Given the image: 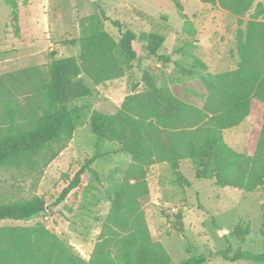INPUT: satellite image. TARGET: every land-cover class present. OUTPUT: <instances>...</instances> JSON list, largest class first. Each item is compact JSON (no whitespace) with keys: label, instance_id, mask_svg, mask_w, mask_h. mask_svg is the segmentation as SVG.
Instances as JSON below:
<instances>
[{"label":"trees","instance_id":"trees-1","mask_svg":"<svg viewBox=\"0 0 264 264\" xmlns=\"http://www.w3.org/2000/svg\"><path fill=\"white\" fill-rule=\"evenodd\" d=\"M173 1L181 11L180 4ZM199 1L241 15L259 0ZM6 3L11 7V24L17 34L16 3ZM104 20L120 32L118 41L97 26L87 27L82 22L80 37L63 42L78 45V56L54 59L45 68L33 66L0 74V169L46 165L57 157L77 123L87 115L90 133L97 141L113 143V153L130 157L122 179L107 190L110 207L93 250L83 261L40 225L2 226L0 264H169L164 247L150 239L140 205L149 193L146 168L154 164L166 163L180 179L179 163L189 160L196 179L212 180L217 188L251 193L264 184V22L248 20L244 30L237 31L238 63L234 70L203 73V64L193 59L187 72L197 75L206 88L201 106L178 99L168 87H157L148 78V90L125 96L117 112L107 115L90 111L86 102L72 105L91 96L80 76L98 86L123 77L130 61L143 52L162 63L169 59L158 53L163 36L149 33L142 43L118 21ZM247 117L257 125L249 131L247 153H238L226 145L223 131ZM95 158L76 171L54 206L78 187L85 171L93 173L89 166ZM45 209L39 197L0 202V222L25 221ZM239 232L238 227L233 230L236 236ZM212 257L228 262L264 261V253L230 256L226 249L191 255L182 264H204Z\"/></svg>","mask_w":264,"mask_h":264},{"label":"rangeland","instance_id":"rangeland-1","mask_svg":"<svg viewBox=\"0 0 264 264\" xmlns=\"http://www.w3.org/2000/svg\"><path fill=\"white\" fill-rule=\"evenodd\" d=\"M16 3L18 33L11 24V7L0 0V74L24 68L45 66L54 59L78 56V45L63 44L78 39L81 23L97 26L115 41L120 32L109 19L118 21L144 43L149 33L164 38L158 53L168 57L162 63L142 55L130 61L123 77L93 86L80 76L91 96L75 100L86 102L90 111L112 115L122 99L143 93L150 80L157 87H168L180 100L202 105L206 88L197 75L187 71L198 59L203 73L220 74L234 70L238 63L235 38L248 20L264 22V0L245 13L233 14L199 0H13ZM258 3V6H257ZM185 17V18H184ZM193 55V57L189 54ZM257 123L245 118L238 126L223 131L227 146L247 153L250 129ZM114 144L97 141L90 133L89 115L80 120L72 138L57 157L34 169H0V202L43 199L45 211L25 221H4L0 227L42 226L57 236L71 251L87 261L102 223L109 211L107 190L122 179L130 163L124 153H113ZM81 182L57 206L55 201L77 170L95 157ZM181 178L166 163L146 168L149 193L140 200L150 239L161 244L169 264H182L191 256L228 250L239 253H264V184L246 193L217 188L212 180L196 179L191 161L179 163ZM184 181L189 184L186 185ZM238 227L239 234H233ZM204 264H264L243 260L228 262L212 257Z\"/></svg>","mask_w":264,"mask_h":264}]
</instances>
